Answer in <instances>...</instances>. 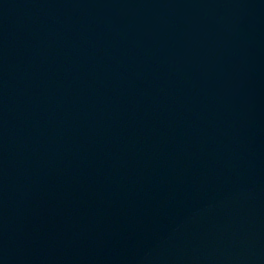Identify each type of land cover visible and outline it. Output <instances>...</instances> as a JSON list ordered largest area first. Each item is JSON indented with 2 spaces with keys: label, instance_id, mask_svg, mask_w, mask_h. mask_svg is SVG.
Returning <instances> with one entry per match:
<instances>
[{
  "label": "water",
  "instance_id": "water-1",
  "mask_svg": "<svg viewBox=\"0 0 264 264\" xmlns=\"http://www.w3.org/2000/svg\"><path fill=\"white\" fill-rule=\"evenodd\" d=\"M0 264H264V0H0Z\"/></svg>",
  "mask_w": 264,
  "mask_h": 264
}]
</instances>
